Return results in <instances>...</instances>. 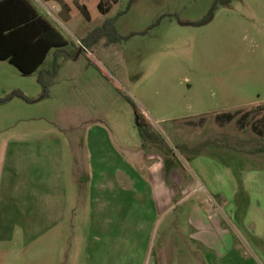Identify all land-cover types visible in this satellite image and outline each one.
I'll return each mask as SVG.
<instances>
[{
    "label": "rangeland",
    "instance_id": "rangeland-1",
    "mask_svg": "<svg viewBox=\"0 0 264 264\" xmlns=\"http://www.w3.org/2000/svg\"><path fill=\"white\" fill-rule=\"evenodd\" d=\"M106 1L107 15L101 0L60 15L59 2L32 0L69 57L55 49L30 76L0 61V99L31 101L0 104V264H156L160 233L187 206L172 212V197L193 179L213 207L222 198L194 177L198 156L264 166L235 154L264 153V0H233L204 26L191 24L215 0ZM110 20L116 32L87 46ZM43 71L57 72L45 99ZM134 105L169 152L142 140ZM258 246L237 263L264 264Z\"/></svg>",
    "mask_w": 264,
    "mask_h": 264
},
{
    "label": "crops",
    "instance_id": "crops-1",
    "mask_svg": "<svg viewBox=\"0 0 264 264\" xmlns=\"http://www.w3.org/2000/svg\"><path fill=\"white\" fill-rule=\"evenodd\" d=\"M63 1L72 10L70 4L75 0ZM235 154L237 161L264 155ZM194 163L196 180L222 198L217 208L213 207L209 195L199 196L194 180L190 179L186 188L188 196L177 202L172 197V212L187 206L172 215L165 231L160 233L155 263L210 264V254H213L217 263L233 261L236 264L246 248L257 250L258 243L264 246V166L240 164L230 170L204 155L198 156Z\"/></svg>",
    "mask_w": 264,
    "mask_h": 264
},
{
    "label": "trees",
    "instance_id": "trees-1",
    "mask_svg": "<svg viewBox=\"0 0 264 264\" xmlns=\"http://www.w3.org/2000/svg\"><path fill=\"white\" fill-rule=\"evenodd\" d=\"M62 4V15L67 13L69 15L70 8L63 0H54ZM137 0H132V4ZM233 0H215L209 14L200 22L192 23L194 26H204L210 24L215 13L220 7L230 6ZM108 1L101 0L98 8L103 15L111 12L112 7L105 9V4ZM113 3V2H112ZM116 4V3H115ZM80 11L90 21V14L86 6H79ZM69 18V17H68ZM116 20H110L105 26L93 32L85 42L87 46L95 45L100 40L107 37L108 29L115 30ZM68 46V42L63 35L55 28L47 19H45L30 0H0V61L8 62L10 65L18 69L26 76L33 75L41 70L46 63L48 56L55 49L59 50L56 56H68L64 50ZM59 69V67L56 68ZM51 76L47 71L41 72L39 76V84L43 89V99L49 95L51 82L49 78L56 75L57 72ZM15 98L22 99L26 102H31L22 92L16 91L13 94L0 99V104H6ZM136 114V124L142 140L159 150L169 152L170 149L163 137L153 129L149 119L141 113V111L134 105ZM227 122L233 120V116H223ZM249 118L245 115L240 119L242 123ZM220 118H218V121ZM256 130V127H254Z\"/></svg>",
    "mask_w": 264,
    "mask_h": 264
}]
</instances>
